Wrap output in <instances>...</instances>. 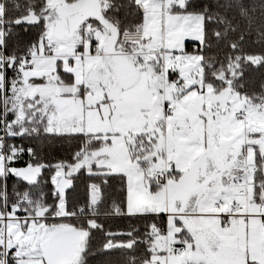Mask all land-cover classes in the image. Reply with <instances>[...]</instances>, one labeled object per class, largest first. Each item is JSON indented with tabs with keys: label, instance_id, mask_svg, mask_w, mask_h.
I'll return each mask as SVG.
<instances>
[{
	"label": "snow or ice",
	"instance_id": "6c2138e0",
	"mask_svg": "<svg viewBox=\"0 0 264 264\" xmlns=\"http://www.w3.org/2000/svg\"><path fill=\"white\" fill-rule=\"evenodd\" d=\"M251 69L264 0H0V264H264Z\"/></svg>",
	"mask_w": 264,
	"mask_h": 264
},
{
	"label": "trees",
	"instance_id": "16d2710c",
	"mask_svg": "<svg viewBox=\"0 0 264 264\" xmlns=\"http://www.w3.org/2000/svg\"><path fill=\"white\" fill-rule=\"evenodd\" d=\"M247 2V0H246ZM232 14H235L233 12ZM259 15V12L257 13ZM239 19V17H237ZM22 38L26 39L27 36L22 35ZM256 39L255 34L252 35V37L249 40V44L247 46L253 47V48H259L260 45L258 43L253 44L252 41ZM191 47V45H190ZM262 73H264V69H251L249 70L248 77L251 81L258 82L261 78ZM9 143L14 144H23L24 146H30L32 144L37 143L36 141H30V140H22L20 138H10L8 140ZM70 149L68 142H60L56 141L51 143L50 146H44L42 155L45 158V162H52L55 163L57 160L63 159L68 156ZM28 160L27 154H25L20 161L17 162L16 165H24V162ZM44 178H48V172L45 171ZM13 181H10L9 184L11 185ZM89 183V180L87 178V175L85 173L78 174V177L74 181V188L70 189L68 192L69 198L73 197H83L86 191V185ZM114 187L113 189H109L111 194L113 195V198H115L118 195L119 192V182H113ZM48 188L51 187V185L47 186ZM108 225L112 227L113 230H119L123 229L126 225L130 223H135L134 221H130L128 219H125L123 217H112L106 221ZM94 246L99 247L102 243L101 234H97L94 237ZM118 258V254H113L111 256L105 255L103 253L98 254L94 259L90 261V264H105L106 261L109 259L116 260Z\"/></svg>",
	"mask_w": 264,
	"mask_h": 264
},
{
	"label": "rangeland",
	"instance_id": "374dc122",
	"mask_svg": "<svg viewBox=\"0 0 264 264\" xmlns=\"http://www.w3.org/2000/svg\"><path fill=\"white\" fill-rule=\"evenodd\" d=\"M17 167H21V166H23V165H16Z\"/></svg>",
	"mask_w": 264,
	"mask_h": 264
}]
</instances>
